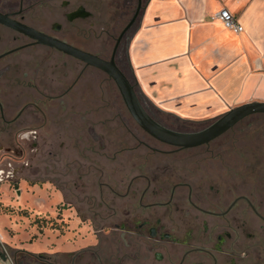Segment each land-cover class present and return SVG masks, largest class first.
<instances>
[{
    "label": "rangeland",
    "instance_id": "obj_1",
    "mask_svg": "<svg viewBox=\"0 0 264 264\" xmlns=\"http://www.w3.org/2000/svg\"><path fill=\"white\" fill-rule=\"evenodd\" d=\"M98 1L93 17L66 38L109 59L135 6L124 7L121 0ZM134 24L120 40L118 61ZM30 42L18 35L6 51ZM1 67L8 69L0 70V103L5 106L0 113V264H83L89 256L83 250L61 252L82 239L81 233L94 245L87 249L98 251L103 259L131 254L138 240L132 236L135 222L152 218L151 225L166 218L167 210L146 212L144 207L169 201L172 189H177L175 227L180 234L190 231L198 240L195 247H210L202 221L209 227L211 220L187 203L189 189L246 193L264 217V116L237 123L205 146L178 150L135 124L104 73L84 68L69 56L31 45L8 55ZM19 111L22 116L6 124ZM82 114L95 125L93 140L80 139L84 135L72 129ZM151 116L175 132L199 131L195 124ZM22 134L28 138L21 140ZM197 192L192 203L201 200ZM67 220L77 224L70 226ZM246 232V264H264V222L250 209Z\"/></svg>",
    "mask_w": 264,
    "mask_h": 264
},
{
    "label": "crops",
    "instance_id": "obj_2",
    "mask_svg": "<svg viewBox=\"0 0 264 264\" xmlns=\"http://www.w3.org/2000/svg\"><path fill=\"white\" fill-rule=\"evenodd\" d=\"M95 2L99 1L0 0V12L9 14L19 6L22 22L27 26L49 35L50 30L56 31L61 34L54 36L57 39L94 54L66 38L85 21H69L66 15L82 7L93 17ZM139 2L140 11L122 59L115 57V63L134 86L139 101H145L147 107L140 103L151 119L157 122L151 114L165 116L198 125L201 130L230 109L264 103V0ZM222 9L235 18L241 32L233 33L223 27L217 18ZM53 25L58 28L52 29ZM17 36L0 25V52L16 42ZM261 116L264 115L249 116L238 124ZM94 126L82 114L72 129L84 135L80 139L93 140ZM76 133L71 134L74 140L78 138ZM68 223L73 226L75 222ZM85 234L81 233L82 239L61 252L72 254L94 246L83 240Z\"/></svg>",
    "mask_w": 264,
    "mask_h": 264
},
{
    "label": "flooded vegetation",
    "instance_id": "obj_3",
    "mask_svg": "<svg viewBox=\"0 0 264 264\" xmlns=\"http://www.w3.org/2000/svg\"><path fill=\"white\" fill-rule=\"evenodd\" d=\"M121 1L124 7L126 5L130 6L131 4H134L136 9L137 2L133 0ZM18 7L12 13L18 12V15H16L15 18L22 22V8ZM91 18L92 15L89 13L88 17L82 19L87 20ZM52 29H56V26L53 25ZM18 35L22 36L20 34ZM127 39L128 36L125 40V44ZM8 51L2 52L0 56ZM18 51L19 50L10 54ZM8 55L0 57V62ZM2 69L5 70L8 68L1 67L0 70L2 71ZM4 109L5 106L0 103L1 114H3ZM22 114L23 111H19L16 117L8 121L6 124L16 122ZM24 136L27 135L22 134L20 139L23 140ZM30 137L31 139H34V135H31ZM1 148L2 146L0 145V149ZM176 190L177 189L171 190L169 201L144 207L143 210L146 212L153 208H163L164 210H167L166 218H157L151 225L149 222L152 218L135 222L137 225H134L135 232L132 233V236L138 240L134 244V250L131 251V254L125 253L120 257L111 258L112 261H110L103 259L96 250L85 249L81 252L88 253L89 256H87V262L83 264H246L247 247L244 244H247L250 236L246 232L248 226V210L250 209L260 221L264 222V217H262L257 211L258 206L251 201L249 195L246 193L238 194L235 189L228 190L229 193L223 192L219 189L214 193H212L213 189H208V191L200 189L199 193L196 192L198 193V198L200 197L201 200L192 203L190 199L196 192L193 193V190L189 189V194L186 197L187 203L191 205L199 215L209 217L211 220L209 227H207L206 221H202L204 236L207 237L206 240L210 243V247L204 249L195 247L194 244L198 240L190 233V231L186 234H180V228L175 227L174 215L178 208L175 207V202L173 200L176 195ZM229 194H235V196L228 202ZM203 200L207 202L209 209L201 206ZM234 211H236L237 214L233 219ZM198 218L199 217H197V219ZM123 238H126V236L124 235ZM125 244L127 245L126 248H132V246L129 245L130 243ZM72 264H74V262H72Z\"/></svg>",
    "mask_w": 264,
    "mask_h": 264
},
{
    "label": "water",
    "instance_id": "obj_4",
    "mask_svg": "<svg viewBox=\"0 0 264 264\" xmlns=\"http://www.w3.org/2000/svg\"><path fill=\"white\" fill-rule=\"evenodd\" d=\"M139 11L140 2L138 0L132 17L115 40V44L112 48L109 59L100 58L97 55L88 53L64 41H61L56 37L42 33L30 26H27L15 18L16 15H18V12L9 14L0 12V25L11 29L12 31L28 38L31 41L26 45L8 51L0 57L8 55L27 46L40 45L56 50L83 63L85 66L101 71L110 80H112L116 86L120 98L135 124L152 139L178 150L192 149L206 145L229 131L243 119L256 114L264 115V103H248L230 109L204 129L192 133H180L169 130L151 119L140 104L134 86L118 69L114 60L120 40L137 20ZM88 16V12H86L82 7H78L75 11L68 13L66 18L67 20L72 21L77 18H86Z\"/></svg>",
    "mask_w": 264,
    "mask_h": 264
},
{
    "label": "built area",
    "instance_id": "obj_5",
    "mask_svg": "<svg viewBox=\"0 0 264 264\" xmlns=\"http://www.w3.org/2000/svg\"><path fill=\"white\" fill-rule=\"evenodd\" d=\"M217 18L224 28L232 31L233 33H239L242 31V27L236 22L235 18L226 9H222L217 14Z\"/></svg>",
    "mask_w": 264,
    "mask_h": 264
},
{
    "label": "clouds",
    "instance_id": "obj_6",
    "mask_svg": "<svg viewBox=\"0 0 264 264\" xmlns=\"http://www.w3.org/2000/svg\"><path fill=\"white\" fill-rule=\"evenodd\" d=\"M23 138H24V139H27L28 137H27V136H24Z\"/></svg>",
    "mask_w": 264,
    "mask_h": 264
},
{
    "label": "trees",
    "instance_id": "obj_7",
    "mask_svg": "<svg viewBox=\"0 0 264 264\" xmlns=\"http://www.w3.org/2000/svg\"><path fill=\"white\" fill-rule=\"evenodd\" d=\"M57 216H59V214H57Z\"/></svg>",
    "mask_w": 264,
    "mask_h": 264
}]
</instances>
